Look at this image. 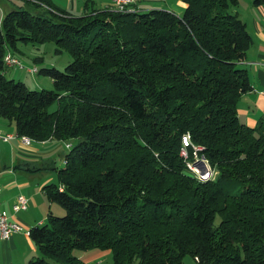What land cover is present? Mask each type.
Here are the masks:
<instances>
[{
	"label": "trees",
	"instance_id": "1",
	"mask_svg": "<svg viewBox=\"0 0 264 264\" xmlns=\"http://www.w3.org/2000/svg\"><path fill=\"white\" fill-rule=\"evenodd\" d=\"M20 1L0 17V119L32 141L75 139L42 187L64 214L28 230L39 255L26 264H86L75 249L108 250L111 264H264V117L248 126L236 115L251 45L226 12L237 0L79 16ZM48 41L71 57L36 71L52 89L4 76L5 52ZM184 135L212 179L186 168Z\"/></svg>",
	"mask_w": 264,
	"mask_h": 264
},
{
	"label": "crops",
	"instance_id": "2",
	"mask_svg": "<svg viewBox=\"0 0 264 264\" xmlns=\"http://www.w3.org/2000/svg\"><path fill=\"white\" fill-rule=\"evenodd\" d=\"M51 1L75 16L90 9L111 6L110 0ZM131 6L137 12L162 9L180 15L185 5L181 0H134ZM232 8L230 12L237 14L251 38L245 58L239 63V67L246 71L250 89L236 102V115L240 122L254 126L260 117H264V3L254 6L250 0H243V12L239 10V2ZM0 130L15 134L12 123L2 119ZM65 143L48 139L31 140L24 145L17 137L0 140V208L23 230L44 224L47 215L60 213V207L46 199L42 187L56 182V173L52 168L56 167V161L63 164V155L67 150ZM18 195L26 199V208L13 212L11 206ZM108 252L89 249L79 250L75 255L86 264H101L102 261L107 262ZM38 255L28 234L23 231L11 234L6 240L0 239V264H26Z\"/></svg>",
	"mask_w": 264,
	"mask_h": 264
},
{
	"label": "rangeland",
	"instance_id": "3",
	"mask_svg": "<svg viewBox=\"0 0 264 264\" xmlns=\"http://www.w3.org/2000/svg\"><path fill=\"white\" fill-rule=\"evenodd\" d=\"M10 1V2H9ZM12 1V2H11ZM239 2V10L243 12V0H237ZM20 0H0V17L9 9L14 8L16 4H21ZM237 5V4H236ZM235 6V5H234ZM232 6H228L226 12L230 13ZM77 14V13H75ZM17 51H13L22 65L24 67H32L36 68V71L41 67H54L56 69L62 70V68L71 60L69 54L65 51L61 50L59 53H55V45L52 41L40 43V44H21L18 43L16 45ZM39 57L40 59H38ZM3 74L7 78H12L14 80L22 81L25 86L29 89H52L51 81L49 77L41 75L39 73L29 74L24 69H17L15 67L4 68ZM55 108V104H51L47 110L51 111ZM74 144L75 139L67 141V144ZM62 162L56 161V167L61 168ZM60 213L55 214L54 216H62L64 214V210L61 206ZM79 250H73L72 253L75 255ZM107 262L102 261L101 264H111V254L108 252ZM184 264H192V259L189 256H184L183 258Z\"/></svg>",
	"mask_w": 264,
	"mask_h": 264
},
{
	"label": "built area",
	"instance_id": "4",
	"mask_svg": "<svg viewBox=\"0 0 264 264\" xmlns=\"http://www.w3.org/2000/svg\"><path fill=\"white\" fill-rule=\"evenodd\" d=\"M111 6L110 9L117 11V12H131L133 11V4L134 0H110ZM3 63L8 67H15L17 69H24L27 73L33 74L36 72V68L32 67H24L20 60L10 52H5L3 55ZM264 96V92L262 93ZM13 137H17L19 141L26 145L31 140L22 135L17 136L16 134L6 133L0 130V140L7 141ZM182 147L179 150V155L184 161L186 168L193 173V175L200 181L210 180L214 177L215 171L208 165L207 161L204 159L202 155L198 154V151L201 149L199 146L193 145L189 143L188 136L184 135L181 137ZM191 148V157L190 159L186 147ZM69 144L65 143V148H68ZM64 161V160H63ZM26 208V199L22 195H18L16 197L15 202L12 204L11 209L13 212L18 210H24ZM23 231L25 234H28V230H23V227L9 219L8 214L5 210L0 208V239L6 240L8 239L11 234Z\"/></svg>",
	"mask_w": 264,
	"mask_h": 264
}]
</instances>
